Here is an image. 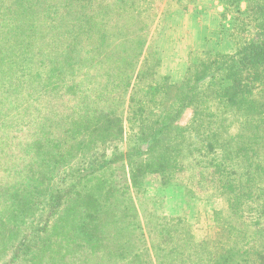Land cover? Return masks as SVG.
Here are the masks:
<instances>
[{"label": "trees", "instance_id": "16d2710c", "mask_svg": "<svg viewBox=\"0 0 264 264\" xmlns=\"http://www.w3.org/2000/svg\"><path fill=\"white\" fill-rule=\"evenodd\" d=\"M219 1L223 15L233 7L250 17L256 38L234 53L209 51L174 84L160 72L157 51L143 52L144 35L120 32L122 21L133 26L124 14L130 6L120 0H0V106L8 96H55L58 88L81 100L65 128L69 135L60 136L64 156L80 151L66 171L55 164L65 163L60 152L56 159L43 151L52 131L40 125V134L13 143L8 116L0 112V264H264V0ZM65 73L62 83L48 85ZM191 105L190 123L173 136ZM125 122L137 130L123 152ZM145 143L157 155L137 169L171 179L205 164L224 176L215 239L197 242L182 217L156 205L144 217L132 213L128 184L108 179L100 194L88 186L97 172L146 153ZM14 145L33 151L34 159L36 152L37 175L33 162H19ZM59 169L60 181L46 187ZM121 200L126 204L118 209ZM32 212L47 216L34 225ZM130 230L139 243L125 238Z\"/></svg>", "mask_w": 264, "mask_h": 264}, {"label": "rangeland", "instance_id": "374dc122", "mask_svg": "<svg viewBox=\"0 0 264 264\" xmlns=\"http://www.w3.org/2000/svg\"><path fill=\"white\" fill-rule=\"evenodd\" d=\"M115 1L111 0V2ZM120 4L125 7L130 6L131 10L127 12L129 14L125 11L124 14L128 15L127 20L133 24L132 27L127 28L128 25L122 21L120 32L130 29V37L137 34L144 35L143 38H145L146 43L143 52L157 51V55L161 58L160 72L168 76L171 83L174 84H181L191 74V62L200 64L208 58L209 51L234 53L238 46L256 38V28L254 23L250 22V17L246 16L245 13L239 15L233 7L226 15H223L224 6L219 0H120ZM241 8L246 11V1L241 3ZM198 21H201L207 28L200 29L198 26H194V22L197 25L200 23ZM202 31L203 33H209L196 40L197 34ZM128 40L130 41V39ZM164 52L167 54L166 63L163 61ZM21 61L22 59L19 60V62ZM168 71L173 72L174 76L168 75ZM68 76V73L62 74L56 81L51 79L52 83L48 85L57 83V86ZM44 82L43 85H45ZM40 91L41 88H39L37 94H40ZM67 92L65 93L64 90L58 88L56 93L64 96H57V94L46 96L45 93L43 96H36L35 92L30 96L12 95L8 96L3 105L0 106V112L2 111L4 115L8 116L7 120L10 125L8 131L13 132V143L25 142L24 134L30 138L40 134L39 128L41 126L43 127V129H40L42 131H52L48 137L51 140L43 141V151L48 158L47 153L52 152L54 154L52 157H56V159H58L57 154L60 152V158L65 163H59V160H56L55 164L64 171L69 169L73 164V160L80 155L77 148L71 149V153H68V155H63L68 147L60 138L69 135V133L66 134L65 128H68L69 121L75 118V114L78 113L76 109L80 110L79 102L81 101L77 96H68ZM153 111L156 113L157 109ZM193 114L194 109L191 105L177 122L172 133L173 136L184 130L190 123ZM136 130V126L125 122L127 134L125 135V141L119 144V150L123 152L127 150V147L133 142L130 133ZM26 142L29 141L26 140ZM14 147L18 151L16 156L18 158L21 156L20 159L22 160L19 159V162L24 167L29 162H33L30 167H34L36 172H31L34 173L33 176L37 175L38 156L36 152L34 159L33 151L30 154L21 153L19 147L16 145ZM142 148L146 153L122 160L97 172V175L91 177L93 182H88V186L94 184L91 187L92 190L100 194L104 191L103 184L108 179L116 180L122 186L128 184L130 185L129 195L125 200H131L127 204L131 206L132 213L144 217L148 206L156 205L160 212L164 214L182 217L184 228L191 232L197 242L215 239L219 230L215 220V212L221 209L224 204L222 197L224 176L221 173L212 172L205 164H195L185 170H178L171 179L165 175L168 174L166 172L146 170L143 168L145 166H140L137 169L140 164L153 161L157 155V153L147 151V143ZM113 152L114 149L109 145L108 155L111 156ZM30 167H28V170ZM60 169L51 177L53 178L52 182L49 179L46 180V187L50 185L49 188L53 189L55 183L60 181ZM87 180L86 177L84 182ZM70 182L71 180L68 183ZM75 189H77V186ZM41 190L45 198L47 191ZM44 202L47 201L44 200ZM123 204L125 205L126 202L121 200L115 206L119 207L118 209H123ZM43 206L42 209H48L47 204ZM7 214L10 213L7 211ZM31 216L35 225L38 220L45 218L47 215L36 218L37 215L32 212ZM125 238L130 239L133 243H139V240H136L138 237L135 231L126 232ZM57 253L59 254V252ZM3 255L11 258L9 253ZM111 258L113 259V255H111ZM63 259L65 258L59 260L62 262ZM15 264H22V261Z\"/></svg>", "mask_w": 264, "mask_h": 264}, {"label": "crops", "instance_id": "0c3cea01", "mask_svg": "<svg viewBox=\"0 0 264 264\" xmlns=\"http://www.w3.org/2000/svg\"><path fill=\"white\" fill-rule=\"evenodd\" d=\"M198 22H200L198 25L194 22L193 23V25L194 26H198L200 29L202 28V29H206L207 28V26H205L204 24H202L201 23V21H198ZM209 32H205V33H203V31L202 32H200L199 34H197V39L196 40H199L201 37H204V36H206L207 34H208ZM196 45L198 44L197 42L195 43ZM166 57H167V54L164 52V57H163V61L166 63ZM163 62V63H164ZM166 65V64H165ZM165 65H164V69H165ZM163 66V65H162ZM167 74L168 75H171V76H174V73L173 72H167ZM177 80H179V79H177Z\"/></svg>", "mask_w": 264, "mask_h": 264}]
</instances>
